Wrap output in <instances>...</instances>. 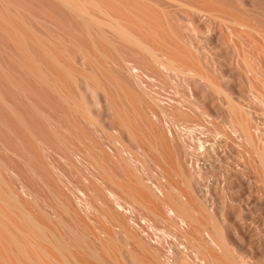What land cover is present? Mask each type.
Instances as JSON below:
<instances>
[{"label": "bare ground", "instance_id": "bare-ground-1", "mask_svg": "<svg viewBox=\"0 0 264 264\" xmlns=\"http://www.w3.org/2000/svg\"><path fill=\"white\" fill-rule=\"evenodd\" d=\"M11 1H0V27L24 52V63L21 64V60L19 63L55 94L65 110L53 113L34 103L33 107L46 122V127H39L18 111L17 105L13 107L8 97L0 94L10 113L8 120L0 116V264H264V109L252 104V97L235 86L231 70L222 69L219 77H216L218 73L214 75L215 57L209 60L208 56L203 58L205 54L200 55L201 25L197 19V12L203 16L201 12L205 11L204 14L228 25L256 34L264 43V0H238V5L233 0H133L140 6L159 8V12L169 13L173 5L189 6L190 12H196L197 17L189 16L191 34L186 42L184 36H179L180 31L171 30L189 45L192 56H187L186 51L185 55L183 48L173 42L170 44L168 35L162 34L168 33V26L154 16L150 19L166 29L161 31L166 38H160V42L170 41L168 46L162 42L160 46L156 39L154 42L159 45L154 47L163 49L164 44L176 49L173 53H167L169 48H165L166 52L164 49L158 51L148 39L149 45L141 35L144 26L139 31L129 27L131 23L126 24V19L121 20L123 12L129 13L120 10L122 6L118 8L121 18L118 13L116 16L110 14L108 8L115 0H111L110 5L102 0H50L62 8L66 15L64 20L71 21L72 25V21L76 22L95 49L101 43L113 48L120 45L137 55L151 70L174 74L176 78L172 79L170 87L175 97L171 98L169 106L145 87L136 69V57L132 59L134 55L126 58L129 55L122 57L119 53L121 57L111 58L107 52L105 59L108 61H105L112 62L118 74H113L111 69L89 73L76 71L67 62L69 45L66 46L70 43L79 48L80 45L72 40L76 38L72 35L68 40L64 36L49 38L36 32L34 26L23 21L21 5ZM121 1H117L118 4ZM101 2L107 9L100 6ZM127 2L130 4L132 0ZM102 8L108 10L106 15ZM132 8V12L138 9ZM97 10L103 11L106 18L98 16ZM177 10L174 13L177 14ZM141 14L139 18L135 13L132 18L137 17L146 25L148 19L144 21V16L142 20L144 14ZM206 15L202 20L209 17ZM15 19H21L27 30L19 27ZM141 22L139 24L143 25ZM133 24L136 25L135 21ZM208 24L211 25H205ZM152 25L155 24H148L151 28ZM148 26L145 29L149 34L154 32V36L150 34L153 39L160 35H155L159 27L149 32ZM229 28L236 30V27ZM177 40L176 45L182 42ZM35 45L41 54L39 57L31 50ZM85 50L82 49L83 57L89 63L99 61L98 54H88ZM101 62L98 63L102 65ZM250 71L254 75L250 78L242 71L246 75V90L264 102V92L258 90L257 80L254 81L258 75ZM96 72H100V76ZM80 76L94 93L98 110L89 107L90 102L87 103L83 94L78 96L69 89V82L76 85ZM15 86L22 89L21 84ZM119 94L126 101L117 100ZM142 96L152 104L149 101L150 105L148 102H144L148 106L142 105L145 101ZM69 114L79 124L78 132L65 121ZM85 127L107 134V142L112 144L102 143L97 147L96 138L93 144L89 136L86 138L90 143L82 142V134H87V130H83ZM72 136L78 138L77 144L71 141ZM153 144L169 147L168 152L157 149L155 156L163 158L160 160L157 156L158 162L174 160L173 174L181 185L170 181L171 178L163 173L151 172L143 150L145 145ZM98 148L100 154L102 151L109 156L111 166L106 161L108 165L100 162ZM72 159L83 164L87 171L81 184H76L67 171L76 163L72 164ZM162 169L165 168H159ZM139 217L167 222L170 233L154 237L146 227L137 224Z\"/></svg>", "mask_w": 264, "mask_h": 264}, {"label": "rangeland", "instance_id": "rangeland-1", "mask_svg": "<svg viewBox=\"0 0 264 264\" xmlns=\"http://www.w3.org/2000/svg\"><path fill=\"white\" fill-rule=\"evenodd\" d=\"M1 1V0H0ZM6 1H10V0H6ZM101 0H99V2H100ZM102 1H104L107 5H110L111 3H112V1L111 0H102ZM117 1H119V0H115V1H113V5L111 6V7H113V9H114V11H113V9L109 6V8H108V10H109V12H112V13H110L111 15H114V16H116V14L118 13V8L120 7V6H122L123 7V9H122V7H120L121 9L120 10H124L126 13L127 12H129V13H127V14H125L124 12H123V14L122 13H120V14H122L121 16H122V18L120 17V14L118 13L117 14V16L119 15V17L121 18V20L122 19H126V21H124L123 20V24H125V22H126V24H130L131 23V25H129V27H131V28H133V27H135L137 30H139V29H141L142 28V26H144L143 28H144V30H143V28H142V36H143V38H144V40H146V42L150 45L151 43L153 44L154 43V45H152L151 44V46H158L159 45V42H160V38H162V37H165L166 38V36H164V35H162V34H167L168 35V39L171 41V45H172V42H173V45H175V46H177L178 48H183V51L182 52H184L185 53V51H186V53L188 52L189 53V55H187V56H192V54L190 53L191 52V48L189 47V45L186 43V44H184L183 43V41L182 40H180L179 39V36L181 37V36H184V37H182L183 38V40L186 42L187 40H186V38L187 37H189V35L191 34L190 33V30H189V22H188V20H189V18L191 17V16H195V17H197V14H196V12H194L193 13V11L192 12H190L192 9L191 8H189V6L187 7H185V6H178V5H173V7L171 6V9L169 10V13L167 14L165 11V13L163 12V10H162V12H159V10H161V9H159V8H156L157 9V11H156V9L154 8H152V6L149 8V6L150 5H146V4H141L142 6H140L139 5V3H137V2H134L133 0H132V3H130L129 4V2H127L128 0H123V1H121V2H123V4L125 5V6H127V3H128V5L129 6H127L131 11H128L129 9L126 7V9H128V10H126L125 8H124V5L122 4L121 5V2H120V4H118L119 2H117ZM130 1V0H129ZM190 1H192V0H190ZM232 1V0H231ZM11 2H13V3H15V4H18V5H21V7H22V12H21V16H24V17H22V19L23 18H25V19H23V21L25 22V20L26 21H28V23L27 24H29V25H31L32 27L34 26V28H36V29H34V30H36V32H42L43 33V35L45 36H47V37H49V38H56V36H58L59 38H60V36L61 37H66L67 38V40L69 39V38H71V35H72V38L73 37H75L76 39H78V41H76V39H72L73 41H75V42H77L79 45H80V49L79 48H77V46H75V45H72V44H68L67 43V45L66 46H68V50H67V47H66V50H67V56L69 57V59H67V62H68V64L70 65V66H72V68L74 69V70H76V71H79V72H82V73H89V71L90 72H92V71H100V70H109V71H111V72H113V74L115 73V74H118V69H117V67L112 63V62H106V61H108V59H105L106 57H105V55H107V52H108V54H110L109 56L111 57V58H119V57H121L122 55V57H124L125 55L127 56V55H129V56H125L126 58H132L133 56L132 55H134V57L132 58V59H134L135 57V64L137 63V65H136V69H138V72H139V74L142 76V82H143V84L145 85V87L151 92V94H153L154 96H158V97H160V99H162V101H165V105L167 104V106H169V104L170 103H172L171 101H172V99L175 97V95L173 94V92H172V90H171V83H172V79H175L176 77L174 76V74H167V73H164V74H160L159 72L157 73V71H154V69L153 70H151L152 68L151 67H149V66H147L146 64H143L138 58L139 57H137V55H135V54H131L128 50H126V48H122L120 45H117V47H115V48H113V47H111V46H109V45H107V44H103L102 45V43L101 44H99L98 45V48L96 47V49H95V46L91 43V42H89L90 40L88 39V41H87V37H86V35H82L83 34V31H82V29L76 24V22L75 21H72V23H73V25L71 24V21L70 22H68V21H66V20H64L65 18V14H64V12H63V10H62V8L61 7H59L57 4H53L50 0H12ZM102 3L101 2V7L102 6H105V9H107L106 8V6L107 5H104L105 3ZM125 2V3H124ZM234 4H236V5H238L239 4V1L238 0H233L232 1ZM237 2V3H236ZM110 3V4H109ZM114 3H115V6H114ZM135 3V4H134ZM3 4V3H2ZM132 4H133V6L135 7V8H138V9H136V10H134L133 12H132V10L134 9V8H132L133 6H132ZM0 5H1V2H0ZM117 5H118V7H117ZM141 7V9H139V6ZM144 5V6H143ZM2 6V5H1ZM24 6V7H23ZM26 6V7H25ZM116 7V8H115ZM145 7V8H144ZM147 7V8H146ZM174 7H176V8H174ZM178 7H180V8H178ZM25 8V9H24ZM24 9V10H23ZM104 8H102V10L104 11V14L106 13V12H108V10L106 11ZM112 9V10H111ZM145 11H144V10ZM147 9H150V11L149 10H147ZM111 10V11H110ZM117 10V11H116ZM119 10V12H121ZM139 10H141L142 12L144 11V13L146 12V11H149V12H146L147 14L149 13V15L151 16H146L144 13H142V14H144L143 16H141V19L145 16V19H144V21L146 20V18L148 19V20H146V25H144V22L142 21H140V19H138L136 16H137V14H138V17L140 18V15L139 14H141L140 12L141 11H139ZM152 10H154V12L152 11ZM176 10H177V14L176 13H174V12H176ZM53 11V12H52ZM103 11L101 12V11H96V14L98 15V16H100V17H104V15L102 14L103 13ZM137 11V12H136ZM170 11H171V13H170ZM52 12V13H51ZM55 12V13H54ZM132 12V13H131ZM159 13V14H156L155 15V13ZM190 12V13H189ZM204 12L205 11H203V12H201V14L203 15V16H201L200 15V12H197V13H199L198 14V17H203V18H201V20L197 17V19L199 20V23H200V25H201V32L199 33V36H198V43H199V45H200V52H202L200 55L202 56V54H205L204 56H203V58H205L206 56H208V58H209V60H211V56H214L215 57V59H213L214 60V65L212 66L213 67V69L215 70V73H214V75H216L217 73V75H216V77H219V75H220V72H221V70L222 69H224V70H227V71H229V70H231V71H229L230 72V74L232 75V79H234L235 80V82H236V84H235V86L236 87H238L239 86V89H241V90H244V93L246 94V95H250V97H252V99H250L251 100V103L252 104H257L258 106H260L261 108H263L264 109V102H263V100H261L260 98L258 99H256V97L254 98V96L252 95V92H250L249 90H246V89H248V86H247V84H246V75H248L247 77H253L254 75H253V73L250 71V73H249V70L250 69H252L254 72H256V75H258L259 76V78H258V76H257V78L255 79L254 78V81H256L255 82V85L257 84L258 86H256L257 88H258V90H260V91H262V92H264V43H263V41L261 40V38L259 37V36H257L256 34H254V33H252V32H247V30L245 31V29H242V27L241 28H239V26L237 27V26H232V25H228V24H226V23H224V22H222V21H220V20H218L216 17H214V16H211V15H206V14H204ZM33 13V14H32ZM116 13V14H115ZM131 13V14H130ZM135 13H136V18L133 20V18L132 17H134V15H135ZM173 13V15H171ZM25 14V15H24ZM52 16H51V15ZM100 14V15H99ZM109 13H108V15H110ZM134 14V15H133ZM141 14V15H142ZM164 14V15H163ZM192 14H194V15H192ZM106 15V14H105ZM107 15V16H108ZM127 17H126V16ZM132 15V16H131ZM158 15L159 16H162V18H163V21H161L162 20V18L160 19V18H158ZM168 15V16H167ZM177 15L179 16V17H177ZM206 15V17H208V18H205V20H207V19H209V22H208V20H207V22L205 21V20H202V19H204V16ZM50 16V17H49ZM129 16H131L130 17V19H131V21H130V19H128L127 20V18H129ZM152 16H154L153 18H156V20L158 19V21L159 22H161L162 23V25H164V21H165V25H166V27H167V32L168 33H170V35L172 36V37H175V38H173L172 39V37L171 38H169V34L168 33H166L165 31L161 34V31H163V30H166L163 26H160V25H156V24H158L156 21H153V19H150V18H152ZM173 16V17H172ZM175 16V17H174ZM190 16V17H189ZM51 18V19H50ZM62 18V19H61ZM104 18H106V16L104 17ZM169 18H171V19H169ZM173 18V19H172ZM214 18V19H213ZM216 18V19H215ZM37 19V20H36ZM142 19V20H143ZM151 20V22L149 23V21ZM160 19V20H159ZM175 19V20H174ZM180 19V20H179ZM181 19H182V22H181ZM186 19V20H185ZM136 20H139V23L141 22L143 25H141V24H139L138 23V21L136 22ZM179 20V21H178ZM214 20V21H213ZM15 21H16V23L19 25V27H21L22 29H26V26H25V24L22 22V20L21 19H19V21H18V19H15ZM34 21V22H33ZM130 21V22H129ZM133 21H135V24L136 25H134V26H132V23H133ZM153 21V22H152ZM206 23H205V22ZM211 21V22H210ZM172 22V23H171ZM181 22V23H180ZM220 22V23H219ZM22 24V25H20V24ZM26 23V22H25ZM33 25H32V24ZM151 23H154L155 25H152L153 27L152 28H155L154 30L156 31V28H158L159 27V29H157V31L158 32H155V35H156V33H160V35L158 34L156 37H155V39H153L151 36H150V34L152 33V36H154L153 35V31L151 32V27H149L150 25H151ZM161 23H159V24H161ZM169 23H171L170 25H169ZM207 23H211V25L210 24H208L207 26L208 27H211V28H209L208 29V27L205 25V24H207ZM216 23V24H215ZM222 23V24H221ZM125 24V25H126ZM148 24H149V26H148ZM181 24H183L182 26H181ZM54 25V26H53ZM56 25V26H55ZM139 25H141V26H138ZM164 25V26H165ZM174 25V26H173ZM231 26V29H232V27H236L235 29L236 30H234V29H232V30H230V28L228 27V28H226V26ZM43 26V27H42ZM77 26V27H76ZM128 26V25H127ZM146 26H148V28H149V32H151L150 34L148 33V29H145V27ZM156 26V27H155ZM172 26V27H171ZM214 27V29H213V27ZM160 27H163V29L162 28H160ZM170 27H171V29H170ZM2 27H0V90H2V91H0V94L1 93H3V94H5V95H3V94H1L3 97H5V98H7V99H5V100H7V101H9V103L12 105V103H13V107H14V105L16 106V109L18 110L19 108V110L18 111H20V112H22V113H24V115L26 116L27 115V117L29 118V120L31 119V121L33 122H36V124H38L39 125V127H46V122L43 120V118L38 114V112L36 111V109H35V107H33V104L35 103L36 104V106L37 107H39L40 106V108L41 107H43V109H45L46 111H50V112H60V111H62V110H65V108L61 105V103H60V101L58 100V98L55 96V94L53 93V92H51L49 89H47L45 86H43L35 77H33L31 74H30V72H29V70L27 71L26 70V68H23L24 66H22L21 64H23L24 63V60L22 61V59L24 58V56H25V54H24V52L23 51H21V47L14 41V43H13V40L10 38V36L7 34V33H5V31L4 30H2L1 29ZM72 28V29H71ZM134 28V29H135ZM147 28V27H146ZM177 28V29H176ZM185 28V29H184ZM60 29V30H59ZM175 29V30H174ZM229 29V30H228ZM27 30V29H26ZM63 30H64V32H63ZM77 30V31H76ZM153 30V29H152ZM159 30H160V32H159ZM171 30H174V33L175 32H177V30H178V32H179V34L181 33V35H179V34H177V35H179L178 37H176V36H174L175 34L173 33H171V32H173V31H171ZM212 30V31H211ZM234 30V32H232ZM75 31V32H74ZM82 31V32H81ZM139 31H141V30H139ZM147 31V32H146ZM221 31V32H220ZM62 32V33H61ZM79 32V33H78ZM223 32V33H222ZM232 32V33H231ZM42 33H40V34H42ZM72 33V34H71ZM143 33H145L146 34V36H144L145 34H143ZM183 33V34H182ZM75 34V35H74ZM149 34V35H148ZM6 35V36H5ZM66 35V36H65ZM70 36V37H69ZM148 36H150V37H148ZM200 37V38H199ZM150 38H152V39H150ZM203 38V39H202ZM152 40V42L151 41H149V40ZM156 39L157 40H159V42H154V41H156ZM168 39H166V40H168ZM175 39L177 40V39H179L180 41H182V42H179V40H177V42H179L180 44H177L176 45V41H175ZM188 39V38H187ZM202 39V40H201ZM9 40V41H8ZM84 40V41H83ZM163 40V39H162ZM166 40H163V41H165V42H163V41H161L162 43H164L165 45L167 44V46H168V42H170V41H167L166 42ZM209 40V41H208ZM80 41V42H79ZM149 42H151V43H149ZM160 42V43H161ZM174 42H175V44H174ZM201 42V43H200ZM81 43V44H80ZM84 43V44H83ZM155 43H156V45H155ZM162 43L160 44V46L162 45ZM182 43V44H181ZM164 44H163V49H164V51L166 52V49L165 48H169L170 49V47H171V49L169 50V49H167V53H169V51L170 52H175V47L173 46V48H172V46L171 45H169V47H167V46H164ZM209 44V45H208ZM34 45V44H33ZM81 45H83V46H81ZM87 45V46H86ZM180 45H182V46H180ZM185 45V46H184ZM214 45V46H213ZM32 46V45H31ZM72 46V47H71ZM109 46V47H108ZM186 48H184V47ZM36 47V48H35ZM83 47V48H82ZM92 49H91V48ZM101 47V49L100 50H102L101 52H100V50H98L99 48ZM105 49H104V48ZM20 48V49H19ZM85 48H86V50L87 49H89V51L87 50H85ZM110 48V49H109ZM117 48V49H116ZM122 48V49H121ZM155 48V47H154ZM159 48V50L157 49V48H155L156 50H158V51H160V49L163 51V49H162V47H158ZM187 48H189V49H187ZM204 48H205V50H204ZM35 49V50H34ZM38 48H37V46L35 45L34 47H32V49L31 50H33L32 52H33V54H36L38 57H39V55H41L40 54V52H39V50H37ZM82 49L83 50H85L84 52H87L88 54L90 53H92L93 55H97L96 57H99V61L102 63V65L101 64H99L97 61H96V63H97V65H96V63H89L84 57H85V53H83L82 52ZM118 49H120V50H118ZM18 50V51H17ZM70 50V51H69ZM182 50V49H181ZM34 51H36V52H34ZM94 51V52H93ZM103 51H104V53H103ZM117 51H120V52H117ZM128 51V52H127ZM193 51V50H192ZM72 55V56H74V57H72V58H70L71 57V55L69 54V53ZM106 52V53H105ZM204 52V53H203ZM15 53V54H14ZM22 53V54H21ZM101 53H103V54H101ZM112 53H113V55H112ZM119 53H120V55L121 56H119ZM172 53H170V54H172ZM186 53H185V55H186ZM187 53V54H188ZM193 53H194V51H193ZM191 54V55H190ZM212 54V55H211ZM24 55V56H23ZM83 55H84V57H83ZM92 55V56H93ZM100 55V56H99ZM101 55H102V58H101ZM103 55H104V57H103ZM199 55V54H198ZM77 56V57H76ZM118 56V57H117ZM67 57V58H68ZM76 57V58H75ZM95 57V58H96ZM20 58V59H19ZM73 58H75L74 60L75 61H77L76 63H75V61H73L72 59ZM82 58V59H81ZM202 57H201V60L203 61V63L202 64H204L205 65V59H203ZM102 59V60H101ZM22 61L21 62V64L19 63V61ZM98 60V59H97ZM106 60V61H105ZM83 61V62H82ZM86 61V62H85ZM216 61V62H215ZM71 62V63H70ZM105 62V63H104ZM206 62H208V61H206ZM92 64V65H91ZM112 66H111V65ZM138 64H140V66L138 65ZM201 64V63H200ZM201 64V65H202ZM210 64V63H209ZM212 64V63H211ZM218 64V65H217ZM116 67H114V66ZM249 65H250V67H249ZM22 66V67H21ZM53 65H51L50 67H51V69H53L54 67H52ZM11 67V68H10ZM108 67V68H107ZM113 67V68H112ZM141 67V68H140ZM148 67V68H147ZM202 67H203V65H202ZM252 67V68H251ZM216 68H218V69H216ZM250 68V69H249ZM3 69V70H2ZM94 69V70H93ZM111 69V70H110ZM115 70V72H114V70ZM216 70H218V71H216ZM246 74V73H248V74H244L243 75V73H242V71ZM13 71V72H12ZM53 71H55L56 72V69L54 68L53 69ZM117 71V72H116ZM144 71V72H143ZM27 73V74H26ZM99 76H100V72H96ZM240 75H239V74ZM9 74V75H8ZM59 74H61V73H59ZM158 74V75H157ZM236 74V75H235ZM166 75V76H165ZM253 75V76H252ZM63 76H65V75H63ZM62 76V77H63ZM170 76V77H169ZM242 76H243V79H244V81H245V83L243 82V79H242ZM10 77V78H9ZM144 77V78H143ZM175 77V78H174ZM238 77V78H237ZM64 78V77H63ZM67 78V77H66ZM66 78H64V79H66ZM150 78V79H149ZM143 79H144V81H143ZM67 80V79H66ZM239 80H240V82H239ZM24 81H25V83H24ZM171 81V82H170ZM259 81H261V82H259ZM80 82V83H79ZM163 82V83H162ZM241 82H243V84L241 85ZM21 84L22 86H20L22 89H18V87H16L15 85H17V84ZM240 83V84H239ZM41 84V85H40ZM78 84H79V86H78ZM157 84V85H156ZM170 84V85H169ZM70 85H71V87H70ZM147 85H148V87H147ZM162 85V86H161ZM168 85V86H167ZM238 85V86H237ZM164 86V87H163ZM243 86V87H242ZM247 88H246V87ZM80 87V88H79ZM163 87V88H162ZM166 87V88H165ZM77 88H79V89H77ZM245 88V89H244ZM28 91H31V92H28ZM69 89L74 93V94H76V95H78V96H80V94H83L84 95V97H85V99L87 100V103H89L88 105H89V107H91L92 108V110H94L95 111V109L96 110H98V106L94 103V93L92 92V91H89V89L87 88V86H86V84H85V81H84V79H83V77L82 76H80L79 77V81H77V83H76V85L75 84H73V83H71V82H69ZM163 89V90H162ZM22 90V91H21ZM160 90V91H159ZM25 91H26V94H24L25 93ZM157 91V92H156ZM250 93H248V92ZM159 92V93H158ZM162 92V93H161ZM32 93V94H31ZM91 93V94H90ZM155 93V94H154ZM172 94H173V96H172ZM30 96V98H31V100L33 101H31L30 100V98L28 99L26 96ZM116 95V94H115ZM163 97H162V96ZM121 95L119 94V96H116V98H117V100L118 99H122L121 97H123V96H121ZM56 98H57V100H56ZM142 98L145 100V101H142V105H145V103H147L148 102V105H150L149 104V101L150 100H147L146 101V99H148L146 96H142ZM141 98V99H142ZM172 98V99H171ZM44 99V100H43ZM164 99V100H163ZM170 99V100H169ZM90 100V101H89ZM122 100H124V101H126V98H123ZM254 100V101H253ZM256 100V101H255ZM12 101V102H11ZM92 101H93V103H92ZM145 102V103H144ZM32 103V104H31ZM150 103H151V101H150ZM34 104V105H35ZM152 104V103H151ZM261 104V105H260ZM61 105V106H60ZM96 105V106H95ZM142 105H141V107L140 108H142ZM148 105H145V106H148ZM256 105V106H257ZM93 106V107H92ZM138 106H139V104H138ZM145 106H143V107H145ZM52 108V110L55 108V110H51V108ZM129 108V107H128ZM7 109V110H6ZM262 109V110H263ZM6 111V112H5ZM30 115H29V114ZM9 114V115H8ZM32 115V116H31ZM0 116H3L4 118H6L7 120H8V118H9V116H10V113H9V111H8V107H7V105H6V103L2 100V98L0 97ZM37 116V117H36ZM34 117V118H33ZM70 117V118H69ZM36 118V119H35ZM70 119V120H69ZM38 120V121H37ZM41 120V121H40ZM67 120H68V122H67ZM72 120V121H71ZM66 122H67V124L71 127V128H73V130L74 131H77L78 132V123L76 122H74V119L72 118V116L69 114V116H68V118L65 120ZM44 122H45V125H44ZM71 122L74 124H71ZM72 125V126H71ZM114 127V126H113ZM112 127V131H113V129H115V127L113 128ZM76 129V130H75ZM87 130V134H86V132H84V131H86ZM83 134H82V137H83V139H82V137H81V140H82V142L84 141V142H86V143H90L92 140H95V138H96V140H95V142L96 143H98L96 146L98 147V145H101L102 143L103 144H107L108 142L107 141H109L108 140V138H107V134H103V136H102V134H99V133H97L96 131H93V130H91V129H89V128H87V127H85V128H83ZM89 130V131H88ZM96 132V133H95ZM81 133H82V131H81ZM88 133H90V134H88ZM94 133V134H93ZM91 134H92V136H91ZM84 135H86V136H84ZM87 136H89V137H87ZM97 136V137H96ZM101 136H102V138H101ZM73 137V138H72ZM71 137V141L74 143V144H77L78 143V138H76V136H72ZM90 140V142H89V140L87 139V138ZM92 138V139H91ZM5 139H7V140H10V138L8 137V136H5ZM86 139V140H85ZM75 141V142H74ZM99 141V142H98ZM94 141H92V143H93ZM91 143V144H92ZM96 143H93V144H96ZM111 142H109L108 144H110ZM107 144V145H108ZM112 144V143H111ZM100 147V146H99ZM161 147H163V148H165V149H161ZM169 147H167V146H164V145H160V144H153L152 146H150V145H145V148H144V152H146V154H147V159H149V162H148V166H149V168H150V170H151V172L153 173V174H157V175H159V174H162L163 173V175L165 176V177H170L171 178V180L170 181H173L175 184H180V181L178 182L177 180V177L173 174L174 173V170H173V167H172V165H173V162H174V160H170L169 158H166L168 161H167V163H169V164H167V163H165L166 161H160L161 159H163V158H161L160 159V156H158V159H160L159 161L161 162H158L157 161V156H155V154H157L156 152V150L157 149H160L161 151H164V152H168L169 151V149H168ZM166 149H168V150H166ZM100 149L98 148V152H99V160H100V162L101 163H103L104 165H106L107 163L108 164H110V158H109V156L107 155V154H105V153H103L102 151H101V154H100V151H99ZM140 151V150H139ZM142 151V150H141ZM141 151H140V153H141ZM143 155V154H142ZM102 156V157H101ZM144 156V155H143ZM101 157V158H100ZM108 158H109V160H108ZM154 161H153V160ZM165 159V160H166ZM74 159H72V164L74 163V162H76L75 160L73 161ZM151 160H152V162H151ZM107 163H106V162ZM155 162V163H154ZM171 162V163H170ZM106 163V164H105ZM107 164V165H108ZM164 164H167V165H164ZM74 165H76V166H74ZM74 165L72 166V167H68L67 168V171L70 173V175L73 177L72 179L74 180V182L77 184V183H79V184H81L83 181H84V177L87 175V174H85V173H87V171L85 170V167H84V165L83 164H81V163H78V162H76V163H74ZM169 165L171 166L170 168H169ZM110 166H111V164H110ZM159 168H165V169H162V170H159ZM169 169V171H168V169ZM109 169V172H110V170H111V168H108ZM118 170V169H117ZM165 170V171H164ZM171 170H173V171H171ZM119 172H121V171H119ZM173 174V175H172ZM171 175V176H170ZM84 176V177H83ZM174 176V177H173ZM172 178H174V179H172ZM169 179V178H168ZM177 179V180H176ZM164 180V179H163ZM82 181V182H81ZM81 182V183H80ZM181 185V184H180ZM121 192V193H120ZM105 193V195H106V192H104ZM119 193H120V195H124V193L122 192V191H119ZM106 197H107V195H106ZM136 213H137V211H136ZM137 224L138 225H141L142 227H146L151 233H152V235L154 236V237H157L158 235H162V234H164V233H170V230H171V227L169 226V224L167 223V222H164V221H161V220H157V219H155V218H150V219H144V218H141V217H139V219L137 220Z\"/></svg>", "mask_w": 264, "mask_h": 264}]
</instances>
